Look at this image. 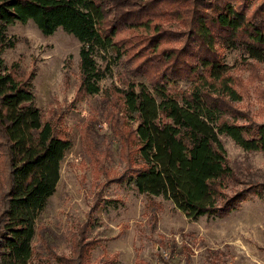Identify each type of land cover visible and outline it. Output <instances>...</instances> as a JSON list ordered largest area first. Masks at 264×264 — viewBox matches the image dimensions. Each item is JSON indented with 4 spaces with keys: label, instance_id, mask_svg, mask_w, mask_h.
<instances>
[{
    "label": "trees",
    "instance_id": "trees-1",
    "mask_svg": "<svg viewBox=\"0 0 264 264\" xmlns=\"http://www.w3.org/2000/svg\"><path fill=\"white\" fill-rule=\"evenodd\" d=\"M28 20L44 36L60 28L78 41L81 95L99 91L107 66L98 64L97 56L127 55L120 62L131 65L136 53L150 49L129 66L132 79L116 90L118 109L134 121L129 131L134 149L123 142L125 167L115 182L147 196L161 195L189 220L225 217L249 200V190L223 192L231 168L218 136L244 151L264 152V122L224 117L226 101L238 94L226 75L222 50L264 59V0H0V264H36L31 259L35 219L71 148L68 137L41 120L33 72L18 76L1 57L13 46L7 27ZM162 20L172 21L170 28L162 27ZM120 34L128 37L117 38ZM177 41L178 47L160 46ZM187 80L191 83L176 98L174 86ZM263 190L252 189L250 195L260 198Z\"/></svg>",
    "mask_w": 264,
    "mask_h": 264
},
{
    "label": "rangeland",
    "instance_id": "rangeland-1",
    "mask_svg": "<svg viewBox=\"0 0 264 264\" xmlns=\"http://www.w3.org/2000/svg\"><path fill=\"white\" fill-rule=\"evenodd\" d=\"M171 22L159 24L169 27ZM128 33L144 35L141 30ZM6 35L13 46L3 50L4 63L12 65L18 76L33 72L32 92L41 120L71 141L60 161L54 191L35 219L33 262L264 264V190L260 198L250 195L252 189L264 188V152L244 151L227 136H218L231 168L223 181L224 194L249 190L245 193L249 200L221 218L189 220L161 195L140 194L113 179L125 167L123 142L134 149L129 136L134 121L118 109L116 90L132 79L129 66L142 54L149 55L150 49L136 53L131 65L120 62L127 55L119 60L109 53L106 58L97 56V63L106 65L107 71L98 93L86 96L77 91L79 43L72 35L57 28L44 36L30 20L9 25ZM123 37L128 36H117ZM160 46L178 47L179 42ZM240 57L237 51L222 50L226 75L238 94V99L226 101L230 107L224 117L230 121L237 116V123L243 122L239 116L264 122V59ZM190 83L179 81L173 88L175 97Z\"/></svg>",
    "mask_w": 264,
    "mask_h": 264
}]
</instances>
